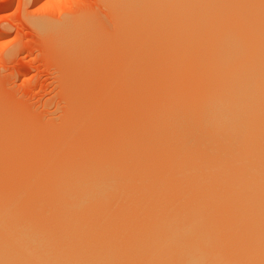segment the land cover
I'll use <instances>...</instances> for the list:
<instances>
[{
  "label": "bare ground",
  "instance_id": "obj_1",
  "mask_svg": "<svg viewBox=\"0 0 264 264\" xmlns=\"http://www.w3.org/2000/svg\"><path fill=\"white\" fill-rule=\"evenodd\" d=\"M107 1L91 97L0 128V264H264V0Z\"/></svg>",
  "mask_w": 264,
  "mask_h": 264
},
{
  "label": "rangeland",
  "instance_id": "obj_2",
  "mask_svg": "<svg viewBox=\"0 0 264 264\" xmlns=\"http://www.w3.org/2000/svg\"><path fill=\"white\" fill-rule=\"evenodd\" d=\"M101 2H102V0H0V118L2 117L0 119V128L1 129L3 127L9 128V126L14 128L15 125H16V127L21 126L22 125L21 121H23L24 126H25L28 119L32 118V120L31 119L29 120L30 123H28V124L29 125L32 124L33 127H35L37 125L36 126L37 128L35 127L36 130H34L35 128L31 129V127L29 129V125H26L25 129L27 128V129H29V131H31V132L36 131V133H37L38 130L42 131L41 128L44 127L43 128L44 132H47V130L52 129L53 123L54 124L56 123L53 128L60 127L59 124L60 123L63 124V122H65L70 117V116L68 117L69 114H72V112H70V111H74L75 107L78 106V103L82 102L83 99L87 100V98L89 99L91 97L90 94H92L94 92V90L96 89V86L98 87V84H96L98 80H94L96 78V77H94V75H92V76L90 75L91 77L87 76L88 74H90L89 72H87V74L85 75L84 70H86V69L85 68L83 69L81 65L80 66L78 65L79 61L78 62L75 61L78 57H81V56L75 55V53L79 52V49L76 48L78 52L74 51L75 53L74 52L67 53V48L65 46V42L63 41V38H65V40L67 38H69V39L72 38L71 36L74 34L75 30L80 28V27L77 28L76 26H75L76 28L74 26L73 27L67 26L68 24L66 22L74 23V20L76 18L77 19L75 22H77L79 20L82 21L81 19L87 20L90 17V19H88V21H87V22L90 21V23H88V24L90 25L92 21H96V22H98L97 23L98 27L99 26L101 27V25H102V27L106 29V30H103L100 28L102 33H103V31H105V33H106L108 31V29L111 30L113 27H115L117 25L116 22H118V20L121 21V19H120L121 17H125L122 15L120 17L118 16V15L122 14V13L118 14L121 11V9H119L120 11L118 10L119 12H117L118 17H116V19L118 18V20L115 22L116 23V25H115L114 24L115 18L113 17L115 15L112 14L114 12L112 10H110L111 8H107V5H106L107 2L109 3V1H107L105 3V5H103V6H102L103 3H101ZM118 2L120 3V0ZM121 2H122V0H121ZM126 2H122V4L126 3V5H127L128 2H129V4L132 3V2H130V0H128ZM116 4H118V3H116ZM133 4H131V5H133ZM111 5H109V7ZM118 5L119 6H117V5L113 6L112 5V7L114 9H116L115 7L125 8L124 7L125 5H123V6L120 4H118ZM129 8H130V6H129ZM123 10H125V9H123ZM124 13H126V12H124ZM77 15H79V16H77ZM129 15H127V17H129ZM81 16H83L84 18ZM91 17L96 18V19L91 20L92 19ZM110 19H112V20H110ZM112 21H113V23H112ZM35 22L37 24H39L40 22H42V23L47 22V24H49V25L52 23L51 24L52 27L50 26L49 28H43L37 24L35 25ZM124 22H125V20L121 21V23H123V24H124ZM83 23H82V25H84ZM127 23H129V22H127ZM76 24L77 23H75V25ZM112 24H114V25H112ZM123 24H120V25H122L121 27L126 28L123 26ZM40 25H43V24H40ZM85 25H87V24H85ZM97 25H96V28H97ZM65 26L68 27L66 35L63 34L64 36L61 38V35H62L61 32H63V33L65 32V30H64V29H66V28H64ZM111 26H112V28L110 29ZM53 27L56 29V31H54L55 29ZM121 27L119 28V26H116L115 29L119 28L116 31L117 32L119 30L121 31ZM129 27H130V23L128 24V28ZM50 28L53 29V31L52 30L49 31ZM69 28L71 29L70 31H69ZM73 28H75V29L73 30ZM83 28H85V26ZM86 28H85V30H87ZM44 29H46V31H44ZM115 29L113 30V32L115 31ZM40 30H41V32H40ZM72 30H73V33L71 34V36H67L68 33L69 32L71 33ZM100 30L98 29V32H97L98 34L100 33L99 32ZM123 30L126 31L125 29H123ZM43 31L45 32V34ZM81 31H80V33H81L80 35H82ZM120 31H119V33H120ZM57 32H58V34H57ZM70 33H69V35H70ZM91 33H93V32H91ZM107 33L105 34L106 37L107 36L110 37L109 36L110 32L108 33V35H107ZM119 33H117V34H119ZM122 33H123V31H121V34ZM77 34H79V33H77ZM117 34H115V37ZM58 35L60 36L61 39L59 38ZM87 35H89V34H87ZM93 35H96V34L93 33ZM123 35H125V33L122 35L119 34V35H117V37L123 36ZM84 36H85V34H84ZM97 36L100 38L99 35H97ZM75 37H77V36H75ZM103 37H105V36H103ZM108 37H107V39H105V41L107 40L108 42L106 41V44H105V41H104V43L102 42V45L104 44V45L108 46L109 42L111 44V41L108 40L109 39ZM113 37H114V34H113ZM92 38H93V36H92ZM101 38H102V36H101ZM115 39L119 40L118 43L121 42L120 37L118 39L117 38H115ZM83 40H84V38H83ZM93 40H91V41H93ZM68 42L70 43L69 40H68ZM75 42H76V40H75ZM88 42H90V41H88ZM100 42H101V39H100ZM100 42H98V43H100ZM123 42H121V44ZM61 43L64 45L62 46ZM91 43H93V42H91ZM118 43L117 44L112 43V45H110L108 47L112 48L113 46L117 45V47L116 46L115 47L119 48ZM88 45H90V44H88ZM102 45H98V46L103 47L104 45L103 46ZM122 45H120V46H122ZM69 46H71V45L69 44ZM91 46H94V43ZM104 47H106V46H104ZM72 48H74V47H72ZM107 48H106V50H107ZM89 49L91 52V48H89ZM89 49H87V50H89ZM103 49L97 50V48H95V50H97V51L101 50V52H99L100 54L103 52ZM81 50L82 49H80V51ZM71 51H72V49H71ZM63 52H65L66 54ZM90 52H89V56L91 58L92 52L91 53ZM61 53L64 55H62ZM87 53H88V51H87ZM68 54L69 55L73 54V56L71 55V58H70V56ZM78 54L80 55L82 53L79 52ZM96 54H98V53L96 52L94 54V56H92V57H95ZM100 54H98L97 57H99ZM101 55H104V52ZM75 57H77V58H75ZM97 57H95L93 64H94V66L98 67V63L100 64L102 59H96ZM90 58H88V60ZM71 59H73V61ZM93 59H90V62H92L91 60H93ZM96 60H98V61L100 60V62H98V61L96 62L97 65L94 63ZM104 61L105 60H103V62ZM72 62H73V64H72ZM103 62L101 64H105ZM64 64L66 65V67L64 66ZM75 65L79 68V70ZM102 66L103 65H101V67ZM65 68H67L66 69L67 72L65 71ZM68 74H69V76H67ZM80 76L83 77V81H81L82 79H80L81 78ZM69 78H71V79H69ZM73 79H75V82L73 81ZM84 81H85V83H84ZM92 81L94 83L95 82L96 83L94 84ZM69 82H72L74 84H72V83L69 84ZM79 83H84L85 86L87 85L86 88L82 84H80V86H79L78 85ZM87 83H89V84H87ZM91 83H92V86L95 85V87H92V90L90 89L91 87H88ZM79 87H80L82 93L79 90ZM73 89L77 90V91L74 92ZM83 90H87V91H84V94H83ZM72 93H75V94L72 95ZM69 94H70V96H69ZM76 94H78V95H76ZM82 95H83V97H82ZM71 96H73V97H71ZM67 98L69 100H67ZM70 98H71V100H70ZM75 98H77V100ZM80 98H81V100H80ZM75 101H79V102H75ZM74 102H75V104H77L76 106H75ZM73 104H74V106H73ZM69 105H71V108ZM70 109H74V110H70ZM4 111H5V113H4ZM65 114H68V115L65 116ZM63 115L65 117H68V118H66L65 121H64L65 118L63 117ZM3 117H4V119H3ZM26 117L28 119H26ZM55 117H56V119H55ZM7 118L9 120H7ZM21 118H22V120H21ZM33 119H34V123H33ZM17 120L19 121V123L15 124V122ZM1 121L3 123H1ZM35 121H38V123L36 124ZM44 124H46V125H44ZM38 125L40 126V128H38ZM49 125H50V127L48 129L46 128L47 130H45V126H49ZM57 125H59V126L57 127ZM24 126H21V127L23 128ZM21 127H18V128H21Z\"/></svg>",
  "mask_w": 264,
  "mask_h": 264
}]
</instances>
